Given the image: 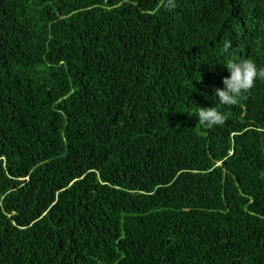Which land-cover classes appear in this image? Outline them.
<instances>
[{
	"label": "trees",
	"instance_id": "1",
	"mask_svg": "<svg viewBox=\"0 0 264 264\" xmlns=\"http://www.w3.org/2000/svg\"><path fill=\"white\" fill-rule=\"evenodd\" d=\"M243 58L264 0H0V264H264V81L214 94Z\"/></svg>",
	"mask_w": 264,
	"mask_h": 264
},
{
	"label": "clouds",
	"instance_id": "2",
	"mask_svg": "<svg viewBox=\"0 0 264 264\" xmlns=\"http://www.w3.org/2000/svg\"><path fill=\"white\" fill-rule=\"evenodd\" d=\"M171 2V0H169ZM174 7V4L172 5ZM231 41H225L223 52L231 48ZM229 75L222 78L223 88H215L214 94L222 105H236L247 98V93L255 86L256 80L264 81V66L257 67L251 58L239 60L229 59L226 63ZM196 116L202 127L212 128L222 125L227 120V115L216 107H197Z\"/></svg>",
	"mask_w": 264,
	"mask_h": 264
}]
</instances>
